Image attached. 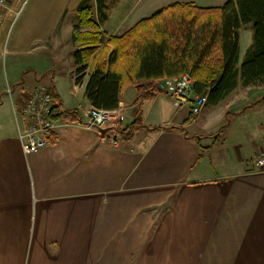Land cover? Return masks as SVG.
Listing matches in <instances>:
<instances>
[{
	"label": "crops",
	"instance_id": "1",
	"mask_svg": "<svg viewBox=\"0 0 264 264\" xmlns=\"http://www.w3.org/2000/svg\"><path fill=\"white\" fill-rule=\"evenodd\" d=\"M226 0H8L0 10V264H264V79L236 86L198 115L164 92L130 85L124 125L144 127L112 146L61 121L24 155L12 102L45 85L67 110L92 106L76 83L71 41L78 10L121 35L172 3ZM202 7V6H200ZM239 30L240 64L252 44ZM9 87L11 95L6 93ZM144 92V90H143ZM142 96L138 100V96Z\"/></svg>",
	"mask_w": 264,
	"mask_h": 264
},
{
	"label": "trees",
	"instance_id": "2",
	"mask_svg": "<svg viewBox=\"0 0 264 264\" xmlns=\"http://www.w3.org/2000/svg\"><path fill=\"white\" fill-rule=\"evenodd\" d=\"M247 24L253 41L237 66L239 30ZM71 41L76 45L75 81L87 76L84 92L93 107H116L130 85L140 94L147 90L144 96L159 92V81L181 74L189 75L194 93L215 104L236 86L238 77L244 86L264 79V0H226L215 7L172 3L121 35L101 31L90 8L81 7ZM51 117L80 120L78 112L65 109L59 101ZM142 127L137 110L132 122L118 127V133L129 139Z\"/></svg>",
	"mask_w": 264,
	"mask_h": 264
},
{
	"label": "built area",
	"instance_id": "3",
	"mask_svg": "<svg viewBox=\"0 0 264 264\" xmlns=\"http://www.w3.org/2000/svg\"><path fill=\"white\" fill-rule=\"evenodd\" d=\"M7 1L0 0V10L6 8ZM191 84L189 75L181 74L162 79L158 82L157 90L168 94L174 106H189L191 114L196 116L206 105L207 96L194 93ZM6 93L11 95L9 87L6 88ZM137 99L141 100L142 96ZM54 104V98L45 85L37 86L24 94L20 101L12 102L17 137L24 155L43 148L60 126V120L51 117ZM127 109L128 105L123 102H118L114 108H80V120L76 122L88 129L97 130L102 141L117 146L121 140L118 127L124 125ZM253 164L257 170H264V148L257 154Z\"/></svg>",
	"mask_w": 264,
	"mask_h": 264
},
{
	"label": "rangeland",
	"instance_id": "4",
	"mask_svg": "<svg viewBox=\"0 0 264 264\" xmlns=\"http://www.w3.org/2000/svg\"><path fill=\"white\" fill-rule=\"evenodd\" d=\"M195 1H198L199 3H201V4H203V5H206V1H208V0H195ZM209 1H213V0H209ZM201 4H198V6H202V7H215V6H212V5H208V6H203V5H201Z\"/></svg>",
	"mask_w": 264,
	"mask_h": 264
}]
</instances>
